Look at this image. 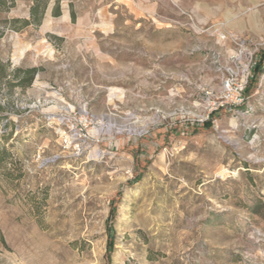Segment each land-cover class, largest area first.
Here are the masks:
<instances>
[{
	"label": "rangeland",
	"instance_id": "374dc122",
	"mask_svg": "<svg viewBox=\"0 0 264 264\" xmlns=\"http://www.w3.org/2000/svg\"><path fill=\"white\" fill-rule=\"evenodd\" d=\"M0 63V264H264V0H0Z\"/></svg>",
	"mask_w": 264,
	"mask_h": 264
},
{
	"label": "trees",
	"instance_id": "16d2710c",
	"mask_svg": "<svg viewBox=\"0 0 264 264\" xmlns=\"http://www.w3.org/2000/svg\"><path fill=\"white\" fill-rule=\"evenodd\" d=\"M22 71L23 75L19 76V73ZM34 69H26V70H20L19 68L13 70L10 72V75L12 78H17L19 81L17 82V85L26 86L31 83V80L33 78ZM4 75H7L5 66L0 63V78L4 77ZM9 75V74H8ZM1 120V116H0ZM2 138H5V134L1 135ZM4 151H0V161L2 158Z\"/></svg>",
	"mask_w": 264,
	"mask_h": 264
},
{
	"label": "built area",
	"instance_id": "2783aa9c",
	"mask_svg": "<svg viewBox=\"0 0 264 264\" xmlns=\"http://www.w3.org/2000/svg\"><path fill=\"white\" fill-rule=\"evenodd\" d=\"M226 84H227V88L230 90V83L229 82H226ZM243 89H244V86L242 85V84H236L235 86H234V88L232 89V90H234L233 92H234V97L236 98V99H234V100H231L232 102H236V100H237V98H239V96L241 95V93L243 92ZM64 118H62L61 119V121L62 122H64Z\"/></svg>",
	"mask_w": 264,
	"mask_h": 264
}]
</instances>
